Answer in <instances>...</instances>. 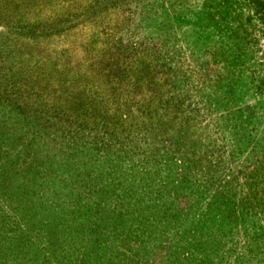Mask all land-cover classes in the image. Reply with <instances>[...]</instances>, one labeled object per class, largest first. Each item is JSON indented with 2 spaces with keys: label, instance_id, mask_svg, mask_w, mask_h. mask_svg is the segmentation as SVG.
Returning a JSON list of instances; mask_svg holds the SVG:
<instances>
[{
  "label": "trees",
  "instance_id": "16d2710c",
  "mask_svg": "<svg viewBox=\"0 0 264 264\" xmlns=\"http://www.w3.org/2000/svg\"><path fill=\"white\" fill-rule=\"evenodd\" d=\"M145 2L0 0V264H264V155L233 196L226 153L185 150L235 93L133 39Z\"/></svg>",
  "mask_w": 264,
  "mask_h": 264
},
{
  "label": "rangeland",
  "instance_id": "374dc122",
  "mask_svg": "<svg viewBox=\"0 0 264 264\" xmlns=\"http://www.w3.org/2000/svg\"><path fill=\"white\" fill-rule=\"evenodd\" d=\"M258 1L264 0H146L144 5H134L131 26L133 39L170 48L174 53L169 57L163 56L161 60L171 57L180 60L179 64L184 65L183 69L190 79L197 81L221 74L222 82H226L215 86V98L220 97L221 92L226 94L228 88L235 93L228 105L212 107L218 123V126L211 124L215 132L212 137L221 144L199 141L191 148L185 143V150L191 155L194 151L203 155L204 150L227 154V171L231 176H239V182L233 184V196L242 192L246 185L242 177L252 173L258 166L256 159L264 155V20L257 12ZM80 39L74 35L68 41L74 54L75 44ZM58 55L64 59L61 54ZM75 58L76 54L68 61L78 68L82 60ZM231 63L242 65L241 73L234 74L238 79H233ZM198 88L205 92L206 87H201L200 83ZM194 104L203 108L207 102L201 96L195 99ZM233 106L235 111H232ZM131 226L129 222L125 228L135 232ZM125 238L127 246L131 247V238ZM239 249L237 247L235 251ZM157 259L163 262L161 264H169L161 253Z\"/></svg>",
  "mask_w": 264,
  "mask_h": 264
}]
</instances>
